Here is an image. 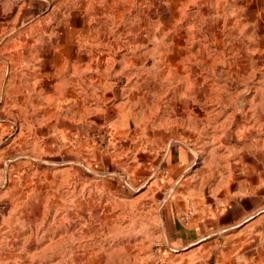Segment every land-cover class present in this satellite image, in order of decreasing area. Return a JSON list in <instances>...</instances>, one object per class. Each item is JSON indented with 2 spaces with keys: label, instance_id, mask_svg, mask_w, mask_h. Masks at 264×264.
<instances>
[{
  "label": "rangeland",
  "instance_id": "1",
  "mask_svg": "<svg viewBox=\"0 0 264 264\" xmlns=\"http://www.w3.org/2000/svg\"><path fill=\"white\" fill-rule=\"evenodd\" d=\"M67 8L24 27L33 33L30 69H10L8 61L21 58L12 54L13 44L0 51V264H257L255 258L264 264V257H248L246 245L237 249L230 229L189 249L169 245L175 189L160 174L168 137L160 133L156 139L158 128L177 127L175 118L194 124L206 141L219 134L223 118L239 123L240 136H247L249 120L264 127V85L257 83L255 100L247 96L248 79L264 78V4L259 14L240 7L237 17L232 6H202L186 22L174 8L168 17L154 19L144 0H93L82 11L74 6L76 21L69 28L86 30L81 44L96 45L97 58L109 56L77 77L97 98L110 90L103 73L131 83L119 118L112 110L101 135L62 133L52 85L34 84L56 77L55 41L44 35L55 29L56 15L72 13ZM49 11L48 6L44 14ZM83 13L90 16L87 23ZM40 43L46 45L36 53ZM35 57L44 61L39 71ZM159 62L176 67L172 77L181 78L187 70L200 73L201 63L210 83L175 93L168 102L162 95L170 83L159 79L166 77L158 75ZM185 62L191 63L186 71ZM11 77L15 85L8 84ZM27 77L31 85L23 87ZM95 113L90 116L101 120V112ZM223 136L233 135L227 129ZM256 152L262 161L263 142ZM234 153L211 155L234 159ZM229 168L235 172V159Z\"/></svg>",
  "mask_w": 264,
  "mask_h": 264
},
{
  "label": "crops",
  "instance_id": "2",
  "mask_svg": "<svg viewBox=\"0 0 264 264\" xmlns=\"http://www.w3.org/2000/svg\"><path fill=\"white\" fill-rule=\"evenodd\" d=\"M144 2L151 6L153 17L156 20H159L161 16L168 17L174 8L180 15L179 20L183 19L182 21L185 22L192 21L190 17L192 11L200 15L202 6L213 7L218 4L232 6L237 17L240 15V7L247 6L252 14H259L260 6L264 4V0H144ZM92 3L93 0H0V22L3 23L0 29V41H2L0 51L6 44H13L15 49H12V54L21 55V58L18 57L15 61H8L12 70L30 69V63H32L30 39L33 33L24 27L39 19H46L48 16L52 18L50 12L57 7L67 6V11L72 9V13L67 16L63 11L62 14L56 15L55 29L44 35L45 38H51V40L54 38L55 41V45L51 42L54 45L51 46V51L56 57V64L53 68L56 77L53 76L50 81L37 78L34 82L40 86H44L45 83L52 85L56 101L59 103L57 119L63 121L61 132L66 134L101 135L103 130H106L105 128H109L107 125L111 121L112 110L119 118L122 111L120 104L126 99L127 89L131 84L125 82L123 76L111 77L110 72L103 73L106 80L110 82V90L107 94L104 93L97 98L91 95L86 81L77 77L94 69L101 60L107 62L109 60V56L105 53L102 58L96 57L100 53L99 48L94 47L96 45L81 44V38L86 34V30L77 29L76 26V28H69L76 21L74 20L76 18L74 6L82 11V7ZM101 4L105 5L106 2L103 1ZM10 6L14 7L13 12V8L10 12L8 11ZM48 6L50 11L44 14L48 11ZM159 7H165V9L160 10ZM186 12H188L187 15ZM89 17L83 13L84 23L89 21ZM203 19L205 20L206 17L204 16ZM142 30L143 28L140 27V31ZM18 38L23 40L18 41ZM41 44L36 45V53H40L39 49L46 45L42 47ZM106 49L103 48V50ZM158 56L160 57L159 54ZM33 60L36 64L35 68L38 71L41 70L44 61L38 57ZM185 64L186 71L188 69L186 67L191 66V63L185 62ZM164 66L166 63L159 62L157 69L160 72L159 76L164 72L166 76L158 78L168 80L170 83L162 95L168 102L176 99L175 93L189 92V87L193 85L206 86L210 83L205 77L206 72L203 67L205 65L201 63L197 64L200 73L195 75L187 70L182 78L177 74L172 77L176 67L168 65L169 67L165 68ZM70 73L73 74L72 77H69ZM7 82L14 84V78H8ZM24 83L23 87H30L29 77L24 80ZM257 83L264 85V78L254 76L248 79V98L251 96L255 100ZM237 86L239 88L240 85ZM11 93L14 94L15 91ZM97 105L100 111L96 112ZM92 106L95 111H91L90 114L96 112V115L101 112V120L85 113ZM78 111L80 113L76 114ZM252 112L251 116L255 117V112ZM231 114L234 113L231 112ZM155 120L159 122L160 116H157ZM174 120L173 124H177V127L163 126L162 131L158 128L156 138L157 140L161 138L160 133L163 135L162 139L165 135L168 137L169 143L161 159V164H164L165 168L159 172L170 182L171 188L175 189V194L169 201V215L172 220L169 245L176 246L179 250L189 249L217 237L220 230L230 229L233 244L237 243L238 250L240 246L246 245L249 249L248 257H264V153L261 161L260 154L256 152L259 143L263 142L264 147V127H257L255 121L249 120L247 121V136H240L239 123L227 122L223 118L217 125L219 134L212 141H206L200 136V131L195 129L194 124L191 125L185 120L178 123L177 118ZM82 125H86L84 130L81 128ZM227 129L233 135L228 140L223 136ZM172 134L173 137L170 136ZM235 134L236 137H234ZM257 134H263V136L257 137ZM212 151L213 154L218 152L222 155H229L232 151L236 152L233 155L237 164L235 172L233 173L229 168L234 159H226L225 156L213 157ZM222 165L227 167L226 172L222 170ZM165 171L167 175L164 174ZM254 262L259 264L261 260L255 258Z\"/></svg>",
  "mask_w": 264,
  "mask_h": 264
}]
</instances>
